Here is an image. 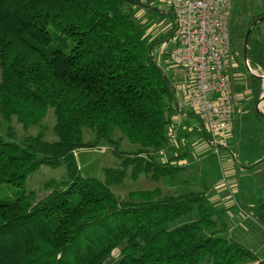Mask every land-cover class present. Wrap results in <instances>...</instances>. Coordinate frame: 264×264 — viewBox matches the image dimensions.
Masks as SVG:
<instances>
[{"label": "trees", "instance_id": "obj_1", "mask_svg": "<svg viewBox=\"0 0 264 264\" xmlns=\"http://www.w3.org/2000/svg\"><path fill=\"white\" fill-rule=\"evenodd\" d=\"M138 4L144 5L0 0V116L16 117L26 128L40 124L51 109L56 119L55 140L42 132L19 140L10 126L3 133L0 125V187H21L0 200V264H104L118 248L121 256L113 264H264L225 235L208 185L138 189L127 199L112 189L128 169L133 178L144 174L175 186L191 165L182 162L192 156L184 145L174 157H158L175 147L168 133L177 91L140 35ZM259 23L248 38L249 65L262 73L249 75L254 103L264 94V45L254 37ZM84 128L95 133L94 142L84 140ZM117 132L135 150L120 149ZM181 135L209 141L201 120ZM101 141L112 145L119 166L104 168V179L83 176L76 151ZM62 163L67 177L50 181L45 196L34 198L24 189L42 165ZM204 163L208 175L218 167L211 150ZM254 211L264 224V192ZM186 218L191 220L181 223Z\"/></svg>", "mask_w": 264, "mask_h": 264}, {"label": "rangeland", "instance_id": "obj_2", "mask_svg": "<svg viewBox=\"0 0 264 264\" xmlns=\"http://www.w3.org/2000/svg\"><path fill=\"white\" fill-rule=\"evenodd\" d=\"M260 12H264V0H232L230 4L229 34L232 53L230 54L231 58L229 61L232 64L229 62L226 66L227 73L231 78L234 93L236 94H240L237 93L239 91L235 87L237 78H239L240 81L244 80L243 82L245 85L247 84L246 78L250 73L257 75L262 74L259 69H253L250 65H248V68L243 58L246 33L251 23L255 20L254 15ZM170 13L172 12L170 11ZM252 19L254 20L251 21ZM259 22L257 30L254 31V37L264 45V17ZM172 23L173 25H170L166 38H170L175 32L176 25L174 16ZM232 69H236V73H240L241 76L237 74V76L234 77L235 71H232ZM175 77L171 78L177 91V83L180 84V81L182 82L184 78H179L180 80L178 81L176 75ZM242 78L244 79L242 80ZM262 104L264 105V101L261 102L259 106L262 107ZM188 107L191 112L188 108H184L178 103L177 110H175L172 117V124L169 126V129L174 130L177 137L180 136L177 146L175 145L172 149L162 151L158 156L162 160H167L172 156L174 157L180 153L179 149L182 148L183 145L191 151V162H188L189 159H184V161H182L183 163L191 164L190 168L186 170L178 181V184L174 186L162 180H152L144 174L140 175L138 178H133L131 176V170L128 169V174L125 179L113 185L112 189L120 198L127 199L131 191L138 189H153L160 187L168 191H184L189 189L201 190L204 185H208L210 202L221 216L219 217L218 215V222H223L227 229L225 235L241 242L264 259V224L254 211L257 201L260 200L261 193L264 192V165H262L263 163H257L258 165L255 167L257 171L254 172V178H247L249 180H246L245 177H242L236 153L230 149L231 136L230 141L223 145L218 150V153L210 148L217 157L218 167L213 168L209 175L206 174L204 171L206 167L204 162L210 150L207 151L208 148L204 146L202 139L193 138L192 140H188L189 137L182 138L181 135L184 130L196 126L197 118H199L196 112L192 110L190 106ZM178 112H187L188 115H193V117L189 122L184 121V116L181 115V117H179L180 114ZM55 122L56 119L52 109L49 110L40 124L32 125L27 128L24 127L16 117L5 120L0 116L2 132L6 133L8 126H10L16 138L19 140L30 135H37L40 132H42L45 139L55 140ZM244 131H246V129H244ZM258 133L259 136H262V138L264 137V122H261ZM121 137L122 135H120L119 132L115 134L116 139ZM83 138L85 141L94 142L95 133L88 128H84ZM122 138L123 139L119 142L120 149L125 151L135 150L136 147L132 145V143L124 137ZM246 148L247 147L244 146L242 150L244 151ZM248 149L254 151L256 147H254V149L249 147ZM248 149L247 152L250 153ZM76 158L83 176L96 177L99 179H104L105 177L104 168L117 167L121 162V159L113 151L112 145L106 141H101L94 147L78 149L76 151ZM66 177L67 167L65 163L58 166L42 165L36 172L28 176L24 184V189L28 192L33 191L34 198L43 197L48 193L47 186L52 183L50 181L53 180L57 183ZM20 188L21 187L10 183L3 184L0 187V200L11 198ZM195 215L196 214L192 217H195ZM189 220L191 219H183L181 223ZM219 227H222L221 224H219ZM120 256V248H118L107 258L104 264H113L120 259ZM203 264H208V261H204Z\"/></svg>", "mask_w": 264, "mask_h": 264}, {"label": "built area", "instance_id": "obj_3", "mask_svg": "<svg viewBox=\"0 0 264 264\" xmlns=\"http://www.w3.org/2000/svg\"><path fill=\"white\" fill-rule=\"evenodd\" d=\"M161 1L173 13L176 25L168 41L173 46L171 62L184 78L178 85L209 134L208 144L218 153L231 139L239 103L226 66L232 53V0ZM168 136L171 145L177 146L174 130L169 129Z\"/></svg>", "mask_w": 264, "mask_h": 264}, {"label": "crops", "instance_id": "obj_4", "mask_svg": "<svg viewBox=\"0 0 264 264\" xmlns=\"http://www.w3.org/2000/svg\"><path fill=\"white\" fill-rule=\"evenodd\" d=\"M144 5H135L134 6V16L137 21L138 29L142 39L151 46L152 53L154 54L158 63L163 67L171 77L177 76V80L181 77V71L179 67H176L171 62V52H172V43L169 42L168 29L173 20V15L170 13L168 7L161 0H140ZM165 42L167 44L165 45ZM170 47V48H169ZM234 72V77L239 76L240 73H236V69H232ZM233 75V74H232ZM176 78V77H175ZM244 78H242L243 80ZM244 81V80H243ZM240 81L239 78L236 79V89L239 91L237 93L239 103L236 107L234 124H233V135L230 143V149H232L237 156L239 161V170L241 171V176L247 178H254V172L257 170V163L264 165V137L259 136L258 131L260 130L261 122H264V118L259 115L256 110V106L261 105V101L253 102L252 87L250 76L246 78L247 84L244 85V82ZM181 83V81H180ZM177 83V102L180 103L184 108L188 107L187 103L184 101V92L182 87ZM241 91V92H240ZM264 111V105L260 107ZM191 112V111H190ZM179 117L184 116V121H190L193 115H188L187 112H178ZM200 118H197V124L199 123ZM196 124V125H197ZM185 127V126H184ZM189 128L188 130L192 129ZM246 129V131H244ZM257 132V133H256ZM255 133V134H254ZM202 139L204 146L207 151L211 146L207 143L208 141ZM247 147L244 151L243 147ZM256 147L254 151L248 148ZM247 149L250 153L247 152ZM238 165V163H237Z\"/></svg>", "mask_w": 264, "mask_h": 264}, {"label": "water", "instance_id": "obj_5", "mask_svg": "<svg viewBox=\"0 0 264 264\" xmlns=\"http://www.w3.org/2000/svg\"><path fill=\"white\" fill-rule=\"evenodd\" d=\"M263 17H264V15L258 17L257 19H255V20L251 23V25H250V27L248 28V31H247V33H246V36H245L243 58H244V60H245L247 66H248V38H249L250 32H251V30H252V27L255 26L259 21H261V20L263 19ZM248 68H249V66H248ZM260 101H261V102L264 101V94H263V96L260 98ZM256 110H257V112L259 113V115H260L261 117L264 118V111H262V110L260 109L259 104L256 106Z\"/></svg>", "mask_w": 264, "mask_h": 264}]
</instances>
